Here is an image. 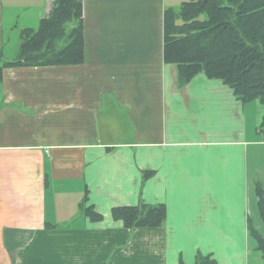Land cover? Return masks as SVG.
Returning a JSON list of instances; mask_svg holds the SVG:
<instances>
[{
  "label": "crops",
  "instance_id": "obj_1",
  "mask_svg": "<svg viewBox=\"0 0 264 264\" xmlns=\"http://www.w3.org/2000/svg\"><path fill=\"white\" fill-rule=\"evenodd\" d=\"M53 1L0 0V67ZM81 1L80 62L2 70L0 264H248L264 105L202 73L177 86L163 19L178 0ZM142 203L165 205L163 225L111 215Z\"/></svg>",
  "mask_w": 264,
  "mask_h": 264
},
{
  "label": "trees",
  "instance_id": "obj_2",
  "mask_svg": "<svg viewBox=\"0 0 264 264\" xmlns=\"http://www.w3.org/2000/svg\"><path fill=\"white\" fill-rule=\"evenodd\" d=\"M69 24L71 25L68 28ZM83 3L54 0L37 28H24L17 57L0 67L75 64L82 60ZM163 60L175 65L179 88L202 73L221 80L242 101L264 105V0H182L164 11ZM260 127L264 130V115ZM257 208L264 223V197L257 185ZM82 202L94 221L102 215ZM113 219L129 231L163 225L164 204H139L112 209ZM264 261V235L249 226ZM211 261L200 257L197 264ZM182 264V263H181Z\"/></svg>",
  "mask_w": 264,
  "mask_h": 264
},
{
  "label": "rangeland",
  "instance_id": "obj_3",
  "mask_svg": "<svg viewBox=\"0 0 264 264\" xmlns=\"http://www.w3.org/2000/svg\"><path fill=\"white\" fill-rule=\"evenodd\" d=\"M179 1H182V0H178L177 5H180ZM70 27L71 25L69 24L68 28ZM262 152L263 153L260 156H258V164L254 166H251L249 164L248 169H249L250 175L254 176V180H257V185L262 190L263 197H264V150H262ZM256 209H255V212L256 214H258ZM256 214H254L253 216L252 215L249 216L251 219V224L253 228H255V230H258L260 234L264 235V223L259 217H258L259 222L257 223V217L255 218ZM248 264H264V261L262 259V254L259 250H257L256 243L252 237H249V242H248Z\"/></svg>",
  "mask_w": 264,
  "mask_h": 264
}]
</instances>
